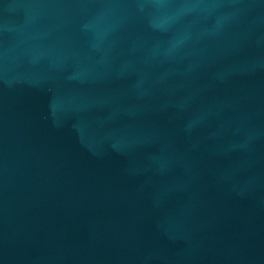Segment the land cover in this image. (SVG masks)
I'll return each mask as SVG.
<instances>
[{"label":"water","instance_id":"1","mask_svg":"<svg viewBox=\"0 0 264 264\" xmlns=\"http://www.w3.org/2000/svg\"><path fill=\"white\" fill-rule=\"evenodd\" d=\"M0 264H264V0H0Z\"/></svg>","mask_w":264,"mask_h":264}]
</instances>
